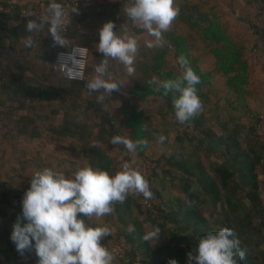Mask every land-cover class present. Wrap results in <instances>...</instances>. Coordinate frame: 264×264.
Segmentation results:
<instances>
[{
    "label": "trees",
    "instance_id": "obj_1",
    "mask_svg": "<svg viewBox=\"0 0 264 264\" xmlns=\"http://www.w3.org/2000/svg\"><path fill=\"white\" fill-rule=\"evenodd\" d=\"M40 23L53 30V24ZM211 44L221 45L213 53L214 72L227 78L223 99L215 95L211 74L200 66ZM61 49L68 48L52 47L40 57L53 69ZM89 50L87 75L111 67V52L104 50L101 61ZM136 58L134 79L111 88L109 81L94 86L63 74L62 85H54L33 73V57L18 56L17 65L0 57V95L14 104L0 109V136L11 122L19 136L38 138L33 126L39 114L33 111L39 103H55L51 115L63 121L60 135L77 139L90 173L75 189L57 188V214L5 185L0 193V264H69L66 258L76 245H89L81 226L89 231L97 226L92 207L102 219L115 218L119 224L115 241L125 239V264H264V144L255 135L262 116L244 109L248 66L225 25L207 0H188L171 26ZM80 89L91 90L84 111L78 103ZM101 96L109 99L101 101ZM80 115L94 122L82 123ZM216 139L223 150L211 147ZM155 142L163 152L152 160L144 185L152 201L149 209L127 191L133 182L124 158L145 159ZM68 210L71 214L63 216ZM103 243L95 238L87 256L90 264L95 255L114 264L117 258L105 246L115 242Z\"/></svg>",
    "mask_w": 264,
    "mask_h": 264
},
{
    "label": "crops",
    "instance_id": "obj_2",
    "mask_svg": "<svg viewBox=\"0 0 264 264\" xmlns=\"http://www.w3.org/2000/svg\"><path fill=\"white\" fill-rule=\"evenodd\" d=\"M87 1L92 5L75 14L68 35L63 41L55 42L51 38L50 24L21 16L22 8L54 11L52 0H0V5L5 7L0 13V57L12 65H17L18 56L33 57V60L30 59L34 65L33 73L37 72L35 67H46L47 70H38V77L54 85H62V75L55 72L50 64H40L35 60V54L40 56L46 51L50 52L52 47L69 49L79 44L94 49L104 61L103 52L108 50L112 55L111 67L96 69L87 75L85 81H91L95 86L99 80L111 82L116 78L124 82V86L129 85L136 75V57L171 26L173 16L181 11L188 0H162L156 10L146 6L152 0ZM207 1L225 25L231 42L248 66V84L242 96L244 109L252 116H261L264 114V38L261 37L264 34V0ZM136 30H140V33H136ZM257 46L262 47L263 51L258 50ZM220 47L217 44L209 45L200 66L204 72L211 74L215 95L223 99L227 78L214 72L217 59L213 50ZM6 98L5 94L0 95L2 110L14 105ZM42 104L55 103H39ZM30 105L31 102H28L27 107Z\"/></svg>",
    "mask_w": 264,
    "mask_h": 264
},
{
    "label": "rangeland",
    "instance_id": "obj_3",
    "mask_svg": "<svg viewBox=\"0 0 264 264\" xmlns=\"http://www.w3.org/2000/svg\"><path fill=\"white\" fill-rule=\"evenodd\" d=\"M48 53L49 51H46V55ZM40 56L35 54V60L39 61L42 65H49ZM31 67H34V65ZM35 69L38 71L40 67L38 69L35 67ZM43 70H47L46 67ZM119 81L122 82L116 78L111 82L109 81L110 87L116 88ZM80 91L81 95L78 97V103L81 106V111H84L87 101L92 98L91 90L82 91L80 89ZM100 92L103 91L101 90ZM106 99L109 98L103 96L99 98L101 101ZM112 104L115 107L120 105L117 101H112ZM135 104L138 107H144L143 102H136ZM56 105L38 104L33 111L39 114L33 126L36 127L35 132L39 135L38 138L19 136L17 134L18 126L12 127L11 122L10 126L9 123L7 124L6 130L13 128L14 134L6 136V130H2V135L0 136L6 141L5 147L0 150V193L6 189L5 185L13 186L16 190L21 191L26 198H30L43 206L50 207L55 214L60 212L59 208L55 205L57 188L61 185H66L68 188L75 189L76 186L81 184V179L85 173H89L88 161L83 155L77 139L73 140L60 135L63 121L51 115V110ZM22 114L25 113L18 112V116H22ZM89 114L91 115V112ZM263 115L261 114V116ZM79 121L88 125L94 122L91 121V118H85L83 115H80ZM32 129L30 127V130ZM28 133H31L29 129ZM162 147L159 142L152 143L146 152L147 157L145 159H136L131 162L132 160L124 158L130 179L133 182V186L129 189L127 188L129 194L134 195L135 191L140 197H144L146 193L148 194L144 185L149 181L152 173L154 166L152 160H156L162 154ZM211 147L213 149L222 148L218 144L217 139L211 142ZM89 176L91 177V175ZM151 185L152 181L149 186ZM154 185L157 186L156 183ZM70 214L71 211L68 210L63 216H69ZM91 217L97 221L96 228L89 231L86 227L81 226L80 229V232L89 240V245H76L77 247L66 258L69 264H90L87 256L94 247L95 238H98L105 244L113 241L116 243L115 238L120 235L119 224L115 218L102 219L95 207H92ZM93 262L94 264H104L96 255Z\"/></svg>",
    "mask_w": 264,
    "mask_h": 264
},
{
    "label": "built area",
    "instance_id": "obj_4",
    "mask_svg": "<svg viewBox=\"0 0 264 264\" xmlns=\"http://www.w3.org/2000/svg\"><path fill=\"white\" fill-rule=\"evenodd\" d=\"M162 2V0H152L147 3L146 6L150 10H156ZM52 3L55 5V10L52 12L39 10L37 8H22L21 16L23 18L33 17L40 22L53 24L54 27L51 33V38L57 41L64 39L68 35L73 16L92 5L91 2H88L87 0H52ZM4 10L5 7L0 5V13ZM89 58L90 50L88 47L74 44L69 49H61L57 51L53 63V69L55 72L65 75L70 81L84 82L87 78ZM255 135L257 139L264 144V115L261 117L260 121L255 124ZM5 145L6 141L0 138V150H2ZM133 197L138 199L149 209L152 208V201L147 193L144 197H140L135 191ZM126 247L125 239L121 238L117 240L116 243L106 245L105 249L113 256H116L117 259H115L114 264H125L121 259L124 258Z\"/></svg>",
    "mask_w": 264,
    "mask_h": 264
}]
</instances>
